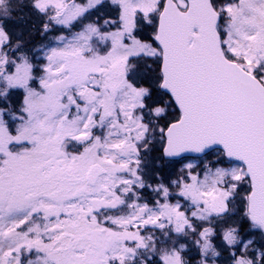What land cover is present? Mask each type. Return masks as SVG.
Here are the masks:
<instances>
[{
	"label": "snow or ice",
	"instance_id": "snow-or-ice-1",
	"mask_svg": "<svg viewBox=\"0 0 264 264\" xmlns=\"http://www.w3.org/2000/svg\"><path fill=\"white\" fill-rule=\"evenodd\" d=\"M111 6L115 19L83 23ZM28 7L60 34L25 50L5 26L16 0H0V264H189L188 237L198 264L220 256L214 239L234 264H264L228 219L239 200L264 235V0ZM157 146L217 159L153 187Z\"/></svg>",
	"mask_w": 264,
	"mask_h": 264
},
{
	"label": "rangeland",
	"instance_id": "rangeland-1",
	"mask_svg": "<svg viewBox=\"0 0 264 264\" xmlns=\"http://www.w3.org/2000/svg\"><path fill=\"white\" fill-rule=\"evenodd\" d=\"M20 1H22V3L26 2V3H30V0H16V3L19 4ZM78 2H82V0H78ZM107 2V0H106ZM97 16H101L104 19H115L116 18V10L114 6L111 7H107V8H101L100 11L98 13H94L91 17H89L88 19L84 20L83 23H89V22H94L97 18ZM151 27H148L147 25L144 26V32L146 34H150L152 31L149 29ZM75 30H79V29H74ZM106 31H111V28L105 29ZM59 32H52L49 34L48 37L44 36L41 32V37L42 40L35 44L33 46V49L39 47L42 44H45L48 42V39L51 36H55V35H59ZM40 63H44L43 60L40 61ZM141 71H146V69H141ZM19 93H21L22 96V90H19ZM12 101L15 102V98L14 96L11 98ZM19 100H22L19 99ZM18 100V101H19ZM205 156V155H204ZM150 157H154L152 154H150ZM204 157H182L181 159H176V160H167L165 159V163H164V174L163 176H165L164 178H162V176H156L154 175V177L156 178V180H152V181H146L147 184L152 185L153 187H155L156 185L160 184V183H164V184H168V182L170 180H176L182 173L181 170L184 168V166L188 163H193L195 165H197V170L198 171H202L203 167L205 164H209L210 162H214L217 157L216 155L213 157V155L210 156H206V158L202 159ZM226 166V165H224ZM173 192L178 191L176 189H172ZM140 194L145 198L146 201L148 202H152L153 199L155 198V193L152 192L151 188H145L140 190ZM177 200L176 196H172L170 197V202L175 203ZM181 203H185V201L181 200ZM205 226H208L205 224ZM257 229H251L250 228V232L251 235H245L244 233H241V236L244 237L245 240H253L254 244H253V248L255 249H264L263 246H259V243H261L260 239L258 238L257 235L252 234L255 233ZM256 234V233H255ZM191 237H188L186 239H180V243H185L188 245V247L186 248L184 253H187L188 255H186L185 259L187 261H189V264H198V261L201 259V256L199 258H197L195 260V262L191 263L196 257L197 254L200 255L199 253V247L198 245H196L195 243L192 242ZM214 244H217V251L220 252V256L215 258L214 264H234L233 259H232V252L237 251L236 249H232L229 248L227 245H224L223 247L220 246V242L217 239L213 240ZM183 253V255H184ZM238 251H237V255H238ZM158 259V258H157ZM211 264V262H210Z\"/></svg>",
	"mask_w": 264,
	"mask_h": 264
},
{
	"label": "trees",
	"instance_id": "trees-1",
	"mask_svg": "<svg viewBox=\"0 0 264 264\" xmlns=\"http://www.w3.org/2000/svg\"><path fill=\"white\" fill-rule=\"evenodd\" d=\"M28 4L29 3L26 2L22 3V1H20V3L17 4L18 11L14 12L12 15V19L10 21H7L5 24L6 30H9L13 36V42H15L17 39L22 40V42L26 46L25 50L33 49V46L42 40L41 37L42 18L34 14L28 7ZM149 29L152 31V28ZM14 98H15V102L12 101L14 104H17L19 102L18 100L22 98L21 93H19V90H17V92L15 93ZM150 154H152L154 157H150ZM212 155L214 157L216 153L210 151L204 156V158H206V156L211 157ZM144 163L147 165L145 171L149 174L148 176L145 177V181L149 182L152 180H156L154 175L156 176L161 175L162 178L165 177L163 176L165 159L162 157L159 146L154 148L152 151L144 154ZM245 192L246 189H242L241 195H244ZM242 209H243V205L240 203L239 200H237L236 208H235L237 214L228 217V219L230 221L236 222V224L241 228V233H244V236L251 235L250 222L247 220V218L243 217ZM255 233L252 232V234L257 235L261 241V243H259V246L264 247V236L261 234L259 230H256ZM186 255L188 254L184 253L185 257ZM199 257L200 255L197 254V257L191 263L195 262V260Z\"/></svg>",
	"mask_w": 264,
	"mask_h": 264
},
{
	"label": "water",
	"instance_id": "water-1",
	"mask_svg": "<svg viewBox=\"0 0 264 264\" xmlns=\"http://www.w3.org/2000/svg\"><path fill=\"white\" fill-rule=\"evenodd\" d=\"M208 151H211V150H208ZM208 151H207V153H208ZM162 154H163V152H162ZM205 153H196V152H186V153H183L181 156H178V157H165V158H167V159H171V158H173V159H179V158H182V157H184V156H191V157H193V156H196V157H201V156H203ZM164 156V155H163Z\"/></svg>",
	"mask_w": 264,
	"mask_h": 264
}]
</instances>
